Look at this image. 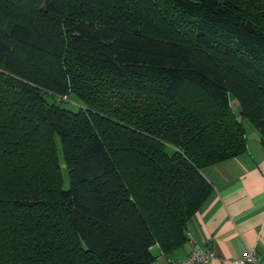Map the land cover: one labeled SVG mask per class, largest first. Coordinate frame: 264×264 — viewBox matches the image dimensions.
Wrapping results in <instances>:
<instances>
[{
    "label": "trees",
    "instance_id": "obj_1",
    "mask_svg": "<svg viewBox=\"0 0 264 264\" xmlns=\"http://www.w3.org/2000/svg\"><path fill=\"white\" fill-rule=\"evenodd\" d=\"M244 119L264 147V0H0V264L168 257Z\"/></svg>",
    "mask_w": 264,
    "mask_h": 264
},
{
    "label": "crops",
    "instance_id": "obj_2",
    "mask_svg": "<svg viewBox=\"0 0 264 264\" xmlns=\"http://www.w3.org/2000/svg\"><path fill=\"white\" fill-rule=\"evenodd\" d=\"M202 174L212 192L190 218L188 237L213 251L211 264H233L251 249L256 264H264V147L259 136L251 143L247 137L244 154L206 167ZM189 251L186 240L168 257L159 253L153 264L182 260Z\"/></svg>",
    "mask_w": 264,
    "mask_h": 264
},
{
    "label": "built area",
    "instance_id": "obj_3",
    "mask_svg": "<svg viewBox=\"0 0 264 264\" xmlns=\"http://www.w3.org/2000/svg\"><path fill=\"white\" fill-rule=\"evenodd\" d=\"M190 245L189 253L182 260H168L167 264H211L214 257L213 251L209 247L199 245L193 238L188 237ZM257 254L254 249L248 250L239 259L233 261V264H256Z\"/></svg>",
    "mask_w": 264,
    "mask_h": 264
},
{
    "label": "rangeland",
    "instance_id": "obj_4",
    "mask_svg": "<svg viewBox=\"0 0 264 264\" xmlns=\"http://www.w3.org/2000/svg\"><path fill=\"white\" fill-rule=\"evenodd\" d=\"M230 105H231L233 111L236 114H238V111H239L238 103L232 96L230 98ZM243 124H244L245 130H246V135H247V137L249 139V142L250 143L251 142H256L258 136H257L255 127L246 119H244ZM57 145H58L57 146L58 147V158H59L60 169H61L62 178H63V188H67L68 187V173H67V169H66L65 163L63 161L62 154H61L62 152H61V149H60L59 141L57 142ZM151 251L157 257L159 256V251H158L157 247H155L154 249H151Z\"/></svg>",
    "mask_w": 264,
    "mask_h": 264
}]
</instances>
